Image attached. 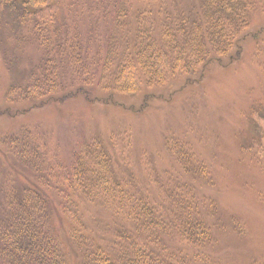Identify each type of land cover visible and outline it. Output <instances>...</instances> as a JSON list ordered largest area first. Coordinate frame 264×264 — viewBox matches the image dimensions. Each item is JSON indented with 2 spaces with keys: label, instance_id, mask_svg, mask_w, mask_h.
<instances>
[{
  "label": "trees",
  "instance_id": "trees-1",
  "mask_svg": "<svg viewBox=\"0 0 264 264\" xmlns=\"http://www.w3.org/2000/svg\"><path fill=\"white\" fill-rule=\"evenodd\" d=\"M78 1L0 0V16L26 27L40 52L39 74L32 73L24 87L9 88L4 101L10 107L0 110V116L76 97L89 105L127 111L121 100L141 96L137 109L129 106L128 112L143 113L148 100H163L200 83L208 67L237 62L244 41L258 34L251 33L254 14L264 13V0H196L188 13H164L149 22L142 12L135 25L127 26L125 9L105 10L117 28L127 30L129 41L120 46L121 54L114 55L116 47L111 45L100 58L87 43L81 46L75 29H64L65 21L84 19V6ZM64 8L76 16L70 20ZM11 107L18 109L12 112ZM255 112L264 121V109ZM3 144L7 152L0 157L9 170L27 177L23 186L0 189V264H209L204 252L214 245L208 219L215 205L207 201L209 207L199 213L192 188L172 216H164L173 205L166 209L158 202L156 208L149 200L133 199L100 137L74 151L66 166L47 163L48 157L25 132L20 140L9 135ZM254 145L250 147L255 150ZM169 147L186 176L210 182L205 167L185 146L173 142ZM91 209L108 213L107 223L90 219L92 227L85 216ZM101 226L107 228L104 235L98 234Z\"/></svg>",
  "mask_w": 264,
  "mask_h": 264
},
{
  "label": "rangeland",
  "instance_id": "rangeland-1",
  "mask_svg": "<svg viewBox=\"0 0 264 264\" xmlns=\"http://www.w3.org/2000/svg\"><path fill=\"white\" fill-rule=\"evenodd\" d=\"M78 2L84 6V19H76L75 24L65 21L64 29H75L81 46L87 43L91 50L99 51L100 58L111 45L116 47L114 55L121 54L120 46L129 41L127 30L115 26L111 12L125 9L128 26L129 22L135 25L136 16L142 12L151 22L154 17L160 20L164 13L175 17L196 6V0ZM67 10L63 9L67 18L76 16ZM105 10L110 13L104 14ZM91 12L93 15H89ZM251 26V33L258 34L244 41L237 62L224 68L208 67L200 83L166 95L163 100H148L143 113L128 112L129 106L137 109L140 96L121 100L127 104V111L110 105H89L76 97L24 114L1 115L0 153L7 152L3 140L9 135L20 140L25 132L38 145L39 152L48 157L47 163L66 166L74 151L95 136L100 137L110 148L116 174L128 182L133 199L149 200L156 208L158 202L166 209L171 204L173 209L162 214L172 216L192 188L199 213L209 207V201L215 205L208 219L214 245L204 252L209 264H264V121L255 112L264 109V13L256 12ZM39 55L26 27H18L2 14L1 111L9 104L4 101L9 88L24 87L32 73L39 74ZM74 86L77 84L69 88ZM16 109L11 107L12 112ZM173 142L185 146L194 160L205 167L209 183L195 181L183 173L169 147ZM252 144L255 150L250 147ZM9 168L0 157V189L25 184L23 178L27 176L20 170L22 178L16 177ZM97 211L85 213L88 222L91 224L93 219L105 225L108 213ZM106 229L101 226L98 234H106ZM181 247L185 256L187 251Z\"/></svg>",
  "mask_w": 264,
  "mask_h": 264
}]
</instances>
